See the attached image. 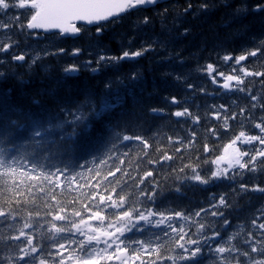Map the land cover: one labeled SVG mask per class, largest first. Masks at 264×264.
Here are the masks:
<instances>
[{"label": "snow or ice", "instance_id": "6c2138e0", "mask_svg": "<svg viewBox=\"0 0 264 264\" xmlns=\"http://www.w3.org/2000/svg\"><path fill=\"white\" fill-rule=\"evenodd\" d=\"M150 8L151 14L138 16L134 21L133 34L118 54H110L98 43L94 52L87 53L94 59L70 63L62 68L63 74L70 76L81 69L96 73L102 67H118L149 53H164L158 63L182 66L186 63L183 48L176 50L173 46L192 35L191 25L185 26L189 18L207 19L220 12L219 26L229 29V35L234 37L248 32L250 25L244 23L248 17L258 16L264 23V0H199L195 4L193 0H184V4L179 0H0V16L5 18L0 21L4 35L0 54L10 55L11 62L25 67L26 73H32L37 66L47 72L46 58L67 55L75 61L84 49L76 46L49 50L54 47L49 45L38 51L13 54L12 50L20 47L19 41L8 35L13 28L26 34V40H39V30L48 33L53 29L59 30V36L79 38L94 28V35L100 37L106 25L132 13H148ZM21 10L26 14L23 20L20 15H9ZM150 26H158L159 32L141 39L139 46L134 47L136 33ZM250 39L253 47L242 46L241 54L215 49L209 52L217 63L232 62L230 74L220 71L213 62H197L196 70L213 85L222 79L219 87L234 88L249 100V105L239 107L238 113L229 112L223 104L211 106V116L217 122L223 120L221 130L229 129V121L236 120L237 115L241 128L247 121L258 130L255 135L239 131L222 146L219 155L203 161L211 166L203 175L199 163L183 162L182 149L192 148L195 132L190 133L187 145L182 138L166 137L168 144L180 145L172 150L175 158L156 133L152 135L154 149L144 135L126 134L135 122L134 112L120 111L117 118L103 123L91 135L93 118L99 120L106 113L123 109L125 95L120 86L130 94L142 79L138 70L128 74L127 83L121 77L109 80L104 86L105 95L99 100L91 93H85L83 99L58 97L55 89H39L27 102L14 100L11 89L0 94V264H205L206 257L209 264H264V206L255 209L247 222L233 225L228 215L239 197L249 193L264 195V186L259 183H238L245 173L264 174V91L253 95L251 88L244 86L247 78L259 77L264 89V70L244 66L249 58L264 57V38ZM5 63L0 60V65ZM11 74L26 83L24 75L15 69ZM164 75L172 76L185 92L193 94L191 99L163 97L171 106L179 108L181 103H192L197 92L211 95L202 85L188 82L190 72ZM5 77L6 73L0 72V78ZM45 96L47 100L42 99ZM257 109L262 115L253 121ZM149 112L164 114V109L150 107ZM170 115L189 119L197 126L201 121L198 112L194 114L188 107ZM205 132L218 136L214 128ZM128 144L138 146L135 163L129 152L121 151ZM241 146L251 151H242ZM203 152L211 154L206 142ZM124 158H128V167L136 175L123 167ZM176 159L180 166L172 167ZM141 165H147L148 170H142ZM165 165L170 171L161 173L159 169ZM151 169L157 172L154 174ZM223 182L238 183L231 189V201L227 193H210L208 207L188 211L178 210L173 206L176 201L169 199L171 194L183 196L186 187Z\"/></svg>", "mask_w": 264, "mask_h": 264}, {"label": "trees", "instance_id": "16d2710c", "mask_svg": "<svg viewBox=\"0 0 264 264\" xmlns=\"http://www.w3.org/2000/svg\"><path fill=\"white\" fill-rule=\"evenodd\" d=\"M173 2V0L169 1ZM199 0H193V3H198ZM180 4H184V0H179ZM151 8L148 13H132L128 16H124L121 20L115 23L106 25V31L102 36L97 37L94 35L95 29L89 28V30L81 35L79 38H61L58 34H51L42 37L37 40L34 38L25 39L26 34H19L13 28L12 32L8 35L14 40H18L20 47L13 49V54H20L21 52L27 53L30 51H38L46 46L52 45L49 50H55V47H63L70 50L72 47H81L84 49V54L81 55L75 61L69 56L48 57L44 60V65L48 67V71L45 72L39 66L35 68L32 73H26L25 67H21L19 64H13L11 62L10 55L0 54V60L7 63L0 65V72H5L6 77L0 78V94H3L7 90H12V97L14 100H20L27 102L31 99L39 89H55L58 97H75L83 99L85 93L93 94L97 100L105 95V84L109 80H115L117 77L124 79L127 83V76L132 71H140L142 73V79L131 88L129 94L126 89L121 85L120 91L125 95V103L123 109H117L113 113L104 114L99 120L93 118L91 135L101 129L103 123L114 120L117 118V113L120 111L134 112L135 122L130 126L126 134L135 135L141 134L145 138L149 139V143L153 145V149L156 146V142L153 141L152 135L156 133L160 137V143L168 150L170 155H174L173 148L180 147L179 144H168L166 137L171 136L174 140L176 138H182L187 145V141L191 132L196 133V140L191 149L184 151L182 149V155L184 157V163H188L191 160L192 163H199L203 171V175L210 165H205L204 160H210L219 155L222 151V146L241 130L246 131L248 134H258V130L251 127V124L245 122V127L241 128L240 117L237 115L236 120L229 121V129L221 130L223 120L217 122L214 117L211 116V106H219L221 104L226 105L229 108V112H239V107L249 105V100L244 93L236 92L235 89L225 90L219 87L222 84V79L218 80L217 85H213L209 78L202 72L196 70L197 62L204 64L205 62H213L217 64L220 71H223L226 75L231 73L232 62L217 63L215 57H209V52L212 50L230 51L234 55L241 54L242 46L252 48L253 44L251 37L255 36L257 39L264 38V23L261 22L260 17H248L244 23L249 24V30L247 33L241 36H230L229 29L220 27V12H216L207 19L201 17L198 20L188 19L185 26L191 25L192 35L178 40L174 44V49L178 50L183 48L182 55L185 58L186 63L184 65H176L171 63H158V60L164 56V53H149L146 56L133 60L130 62H122L118 67H102L100 71L93 73L87 69H81L79 73L65 76L62 72V68L70 63H81L84 60L94 59V56H90L88 52H94L95 46L99 43L105 46L110 54H118L120 49L126 44L129 35H132V29L135 27L134 21L138 16L151 14ZM19 15V14H16ZM25 13L20 14L21 19L25 17ZM3 16H0V21L3 20ZM237 27V25L232 26ZM159 32L157 26L153 29L151 26L144 29L142 32L136 33L137 40L134 47H138L141 39H149L154 33ZM4 39V35L0 32V40ZM27 59V56H26ZM264 57L259 59L249 58L244 62V66L250 70L261 71L264 70ZM96 65L93 64V67ZM15 69L18 74L24 75L26 83H21L11 74V70ZM165 72H190L189 81L197 86H203L211 95H201L197 92L194 95L193 102L190 104H183L178 107L167 104L163 97H171L175 95L178 100L188 96L190 99L193 94L184 91V86L174 81L172 76H165ZM262 78H247L245 80V88H251L252 94L256 95L261 89ZM115 90V85L113 86ZM26 94V95H25ZM47 100L48 97H42ZM235 102V106L234 105ZM264 103V100L261 101ZM199 106L197 109L196 106ZM150 107L163 108L164 114H152L149 112ZM183 107H188L194 114L201 116L199 125H194L191 120L186 118H176L170 115L171 112L180 110ZM208 113V119H205V113ZM223 115V114H222ZM262 113L257 109L253 115L252 120L258 121ZM139 125V126H137ZM208 128H214L218 132L217 137L206 135L205 130ZM208 143L211 154H205L203 152V144ZM251 151L250 148L246 149ZM121 151L129 152L130 157L135 163V154L138 151L136 144H128L127 147L121 148ZM153 157H155L154 151L150 149ZM199 156L200 160L196 157ZM85 159H89L85 155ZM125 159L123 167H128V158ZM113 163V162H109ZM180 166V160L176 159L172 167ZM142 170H148L147 165H141ZM154 174L157 169H151ZM128 171L133 175L136 173L132 167H128ZM161 173L170 171L167 165L163 169H159ZM119 176V173H116ZM111 179V177H109ZM157 179H160L157 176ZM238 183H244L251 186L254 183H259L264 186V174L253 176L245 173L242 177L238 178ZM237 184H230L228 182L216 183L209 187L204 186H190L183 189L184 195L177 196L171 194L169 199L176 201L173 206L180 208H186L191 211L193 208L208 207V197L210 193H227L229 199H232L231 189L238 187ZM264 206V195L249 193L248 196H241L237 201V205L234 210L229 213V219L232 224L235 225L239 222H247L249 217L255 212V209ZM238 208V210H236ZM231 231V229H229ZM205 264H209V258L206 257Z\"/></svg>", "mask_w": 264, "mask_h": 264}, {"label": "water", "instance_id": "95a60500", "mask_svg": "<svg viewBox=\"0 0 264 264\" xmlns=\"http://www.w3.org/2000/svg\"><path fill=\"white\" fill-rule=\"evenodd\" d=\"M39 31H43V30H39ZM43 32H44V31H43ZM53 32H58V33H59V30H56V29L49 30L48 33H53ZM63 37H67V36H63Z\"/></svg>", "mask_w": 264, "mask_h": 264}]
</instances>
